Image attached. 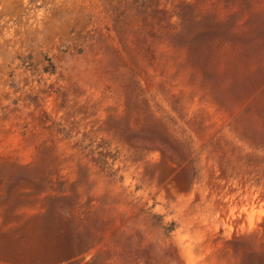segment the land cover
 Segmentation results:
<instances>
[{"label":"rangeland","instance_id":"rangeland-1","mask_svg":"<svg viewBox=\"0 0 264 264\" xmlns=\"http://www.w3.org/2000/svg\"><path fill=\"white\" fill-rule=\"evenodd\" d=\"M259 260L264 0H0V264Z\"/></svg>","mask_w":264,"mask_h":264},{"label":"trees","instance_id":"trees-1","mask_svg":"<svg viewBox=\"0 0 264 264\" xmlns=\"http://www.w3.org/2000/svg\"><path fill=\"white\" fill-rule=\"evenodd\" d=\"M31 1H34V0H31ZM46 61L48 62V66L44 67V72L48 73L50 75L55 74V67L52 64L51 60L47 58ZM187 149H188L189 154H190L191 153V146L189 143L187 144ZM192 163H193V161H192ZM190 171H191V180L193 181L197 178V170L195 169V167L192 164L190 166ZM161 228L163 229L165 234H169L174 230L173 224H167L165 226H161ZM248 264H251V262ZM258 264H264V263L262 262V260H259Z\"/></svg>","mask_w":264,"mask_h":264}]
</instances>
